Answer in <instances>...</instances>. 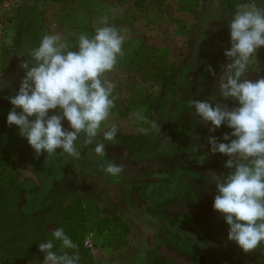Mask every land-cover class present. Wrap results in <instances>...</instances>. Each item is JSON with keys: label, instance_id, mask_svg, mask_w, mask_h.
<instances>
[{"label": "rangeland", "instance_id": "1", "mask_svg": "<svg viewBox=\"0 0 264 264\" xmlns=\"http://www.w3.org/2000/svg\"><path fill=\"white\" fill-rule=\"evenodd\" d=\"M30 1L5 0L0 18L11 17L17 7ZM57 1L43 0L45 33L74 39L73 30L88 22L96 25L105 15L110 23L130 29L124 55L108 75L119 90L108 123L120 129V142L108 144L103 158L96 156L91 147L83 149L78 160L47 157L46 153L35 156L17 127L6 122L13 107L8 97L16 94L24 75L20 64L35 46L24 33L19 53L10 61L12 68L6 74L0 70V139L16 148L14 159L19 162L20 176L13 188L18 198L15 206L21 205L26 212L20 223L37 228L52 221L70 196L90 197L106 214L115 210L135 225L134 233L128 236L134 253L126 259L110 258L106 250L97 248L93 252L99 264H254L260 247L244 253L235 242L227 240L228 226L212 207L216 192L215 185L208 182L209 172L225 173L226 157L217 153L199 160L208 151L210 133L186 106L189 99L203 100L216 94V78L208 72V66L218 73L226 62L223 52L230 47L231 14L225 0H199L194 13L189 10L193 7L189 0H166L160 15H145L119 0H61L73 9L65 13L58 10ZM4 25L3 34L10 42L12 24ZM138 43L167 49L168 60L173 63L186 58L187 64L176 82L170 85L140 79L127 71V58ZM257 59L258 70H252L249 79L264 75L263 60L259 55ZM136 113L160 126V133H149L145 149L136 146L135 137L123 136L130 132L137 133L138 138L143 135L139 129L147 125L136 120ZM226 131L222 127L214 135ZM196 144L203 147L193 153ZM108 162L122 165L124 172L119 177L106 175L103 168ZM8 226L0 218V237ZM16 237L12 235V239ZM3 252L0 246V255ZM42 259L38 260L40 264Z\"/></svg>", "mask_w": 264, "mask_h": 264}, {"label": "clouds", "instance_id": "2", "mask_svg": "<svg viewBox=\"0 0 264 264\" xmlns=\"http://www.w3.org/2000/svg\"><path fill=\"white\" fill-rule=\"evenodd\" d=\"M228 29L226 62L218 73L208 66L216 78V94L189 99L186 106L210 133L208 151L199 160L217 153L226 157V173L209 172L208 182L216 192L212 207L228 226L227 240L249 253L264 246V75L248 78L258 70L257 56L264 48V0L238 4ZM129 37L130 29L110 23L105 15L98 18L91 34L80 32L70 39L47 32L28 51L20 64L24 75L18 91L8 97L13 107L6 122L17 127L35 156L46 153L78 160L82 150L91 147L103 158L108 144L120 142V129L108 123L116 100V82L108 75L123 57ZM136 120L147 125L139 129L143 135L161 132L156 121L140 113ZM222 127L229 131L214 135ZM202 147L196 144L192 152ZM103 171L119 177L124 167L108 162ZM77 248L64 228L56 227L49 239L38 244L41 264H79Z\"/></svg>", "mask_w": 264, "mask_h": 264}, {"label": "trees", "instance_id": "3", "mask_svg": "<svg viewBox=\"0 0 264 264\" xmlns=\"http://www.w3.org/2000/svg\"><path fill=\"white\" fill-rule=\"evenodd\" d=\"M5 0H0V7ZM128 2L145 15H160L165 9L166 0H119ZM65 2L57 1L58 10L73 11L65 6ZM199 0H189V10L193 9ZM246 0H225L226 9L229 14L235 11L238 4ZM259 2V0H257ZM84 7V6H83ZM88 8V7H87ZM85 11L89 9L84 8ZM90 12V11H89ZM5 24H12V36L10 42L5 39L3 30L0 33V70L8 72L12 68V60L19 53L21 39L25 33L31 42L38 44L41 36L45 34V9L43 0H31L26 5L17 7L11 17H4ZM115 25L119 26L115 23ZM95 24L86 23L85 26L76 28L74 39L80 32L92 33ZM121 27V26H120ZM86 29V30H85ZM264 64V48L258 53ZM169 51L167 49H157L148 44L138 43L126 61L127 71L140 79L161 81L172 85L176 82L179 74L187 64L186 58L180 63H173L168 60ZM115 97L119 96V90L115 89ZM157 104V103H155ZM150 118L153 119L154 111L151 108ZM129 138H134L137 147L147 148L150 142V135H142L138 138L137 133L123 134ZM16 148L8 141L0 139V218L9 223L8 230L0 238V246L3 252L0 255L1 264H40L38 261L43 255L38 251V244L50 238L51 232L56 227H63L65 232L78 245L76 251L80 256L79 264H99L94 252L87 249L83 240L87 232H92L96 237L102 239L106 254L110 258L126 259L134 253L133 247L128 240V236L134 233L135 225L129 219H124L117 211L106 214L97 201L90 197H80L73 195L67 198L61 205L56 217L45 224L25 227L21 222L26 215L24 208L15 206L18 200L13 191L15 184L19 180L20 165L14 159ZM143 150V149H142ZM228 170H225V173ZM18 202V201H17ZM20 224L16 228V224ZM11 231V232H10ZM15 231V232H14ZM11 233V234H10ZM10 234V236H9ZM17 234L15 239L12 235ZM60 248L59 242L56 245ZM71 254L72 250H67ZM254 264H264V246L260 247L258 258Z\"/></svg>", "mask_w": 264, "mask_h": 264}, {"label": "built area", "instance_id": "4", "mask_svg": "<svg viewBox=\"0 0 264 264\" xmlns=\"http://www.w3.org/2000/svg\"><path fill=\"white\" fill-rule=\"evenodd\" d=\"M5 29V25L3 20L0 18V33ZM83 244L84 246L91 250L92 252L100 249V250H105L104 248V243L102 241V239L98 238L95 236V234H93L92 232H87L84 240H83Z\"/></svg>", "mask_w": 264, "mask_h": 264}, {"label": "crops", "instance_id": "5", "mask_svg": "<svg viewBox=\"0 0 264 264\" xmlns=\"http://www.w3.org/2000/svg\"><path fill=\"white\" fill-rule=\"evenodd\" d=\"M147 250V249H146ZM147 261V260H146Z\"/></svg>", "mask_w": 264, "mask_h": 264}]
</instances>
